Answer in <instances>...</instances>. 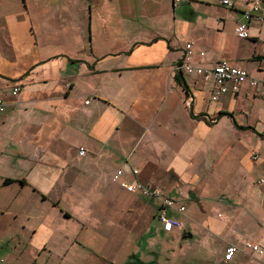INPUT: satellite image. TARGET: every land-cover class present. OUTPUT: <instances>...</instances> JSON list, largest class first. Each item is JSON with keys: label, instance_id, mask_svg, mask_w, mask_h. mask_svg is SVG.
Returning <instances> with one entry per match:
<instances>
[{"label": "crops", "instance_id": "1", "mask_svg": "<svg viewBox=\"0 0 264 264\" xmlns=\"http://www.w3.org/2000/svg\"><path fill=\"white\" fill-rule=\"evenodd\" d=\"M232 1L95 0L85 17L62 0L54 24L49 0H0V264H264L242 244L264 247V83L213 99L174 69L191 41L194 63L260 75L261 3L239 37L250 0ZM129 164L185 205L179 226L114 177Z\"/></svg>", "mask_w": 264, "mask_h": 264}, {"label": "built area", "instance_id": "2", "mask_svg": "<svg viewBox=\"0 0 264 264\" xmlns=\"http://www.w3.org/2000/svg\"><path fill=\"white\" fill-rule=\"evenodd\" d=\"M177 1V0H175ZM223 3L228 6L233 5L232 0H222ZM261 0H250V7L245 8L241 12L240 19L235 23L233 31L239 37H249V18L254 12L259 11ZM194 44L191 41H187L184 47L183 57L175 63V70H184L189 73L201 74L204 79H212L216 83L214 94L211 96L213 99L216 98L220 92H225L228 89L227 82L231 83L232 91L236 92L244 82H248L251 85H258L264 83V63L261 67V73L259 76H254L249 73L247 67L230 63L227 59L221 58L211 65H202L194 63L189 60L192 54ZM203 53L202 51L200 52ZM19 91V86L14 85L11 89L13 94ZM5 108V104L0 100V110ZM84 147H79V153H84ZM257 153H253L252 157L257 158ZM138 167L129 164L127 167H118L114 173L115 178H120L125 173L132 174L133 179L122 178L120 184L129 191H140L142 194L149 196L151 199L157 200L156 217L160 220L162 228L164 230H170L174 226L180 225V220L173 214L174 211L182 212L185 209L183 203L178 202L175 197L166 193L161 187L150 185L140 181L136 174ZM263 181L264 178H260ZM245 249L251 250L253 253H262L264 247L258 243L249 239L242 241ZM239 247L235 243H228L225 247L223 258L231 259L234 252ZM3 260L0 257V261Z\"/></svg>", "mask_w": 264, "mask_h": 264}, {"label": "rangeland", "instance_id": "3", "mask_svg": "<svg viewBox=\"0 0 264 264\" xmlns=\"http://www.w3.org/2000/svg\"><path fill=\"white\" fill-rule=\"evenodd\" d=\"M40 1H44V0H40ZM50 2H51V6H50V9H49V12H48V18H51V16H52V18H54V21H52L54 24H57V18H56V16L54 15V14H56V12H59V9L61 8V6H62V3H61V1L62 0H49ZM89 1H92V2H94L95 0H85V2H84V0H81V3L78 5V4H76V8H77V11H79V10H81V14H83V16L84 15H86L85 17H87V12H88V2ZM214 2V1H213ZM214 3H216V2H214ZM261 6H262V9H261V14H262V16L264 17V0H261ZM92 8H95V5L94 4H92ZM213 8H208V10L210 11V10H212ZM52 18H51V20H52ZM251 31V30H250ZM234 38V41H236L237 39L236 38H238L239 39V37H237V36H235V37H233ZM240 39H243V38H240ZM245 40H247V39H245ZM263 40H264V32H263V37L260 39V40H258V42H256V47L259 49V50H262V47H264V43H263ZM246 43V42H245ZM202 45V43L201 42H199L198 43V46H201ZM204 45V44H203ZM257 49V50H258ZM256 50V49H255ZM247 65V64H246ZM254 100H255V102L257 103V104H260L261 105V107L262 106H264V101H262V100H260V98H259V96H256V98H254ZM239 113L240 112V110L239 111H235V113ZM120 164V163H119ZM118 164V165H119ZM118 165H114V168H116Z\"/></svg>", "mask_w": 264, "mask_h": 264}, {"label": "trees", "instance_id": "4", "mask_svg": "<svg viewBox=\"0 0 264 264\" xmlns=\"http://www.w3.org/2000/svg\"><path fill=\"white\" fill-rule=\"evenodd\" d=\"M175 76L177 77V78H179V81H180V83L182 84V86H185V82H184V80H183V76H182V73L180 72V71H178L176 74H175ZM8 179V178H7ZM6 179V180H7Z\"/></svg>", "mask_w": 264, "mask_h": 264}]
</instances>
